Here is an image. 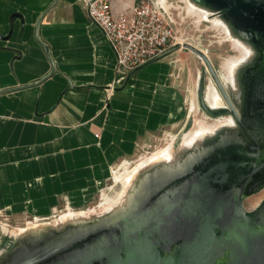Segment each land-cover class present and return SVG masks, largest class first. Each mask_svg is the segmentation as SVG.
<instances>
[{"label": "crops", "instance_id": "1", "mask_svg": "<svg viewBox=\"0 0 264 264\" xmlns=\"http://www.w3.org/2000/svg\"><path fill=\"white\" fill-rule=\"evenodd\" d=\"M54 1L0 0V90L26 86L0 94V215L12 219L82 208L121 161L190 117L188 52L123 76L84 0ZM138 1L110 0L114 12ZM161 1L175 23L184 18ZM47 53L56 70L27 86L49 72Z\"/></svg>", "mask_w": 264, "mask_h": 264}, {"label": "water", "instance_id": "2", "mask_svg": "<svg viewBox=\"0 0 264 264\" xmlns=\"http://www.w3.org/2000/svg\"><path fill=\"white\" fill-rule=\"evenodd\" d=\"M193 1L215 15L221 13L235 37L261 51L255 84L258 79L264 82V0ZM178 49L190 50L204 62L203 72L208 70L225 102L222 105L228 108L212 109L205 104L202 78L198 88L201 106L214 115L231 110L237 116L230 97L233 87L221 81L201 49L190 43L176 44L158 57ZM47 54L49 72L27 86L41 83L56 70ZM23 87L2 89L0 94ZM258 91L262 95L249 96L248 115L264 111V83ZM232 125H221L196 145L182 147L172 164L150 172L136 188H128L124 201L115 208L76 220L72 227L55 231L34 247L21 248L17 234L0 260L5 264H264V198L253 210L243 206L246 184L255 172L264 170V150H250L237 131L229 129ZM218 133L213 142L201 145ZM206 158L202 170L194 171L197 160ZM229 172L243 175L242 186L232 182L235 176L228 178ZM187 224H193V232L174 250H169L166 240L158 245L153 239L160 230L167 237V228ZM83 242L81 250L78 245Z\"/></svg>", "mask_w": 264, "mask_h": 264}, {"label": "rangeland", "instance_id": "3", "mask_svg": "<svg viewBox=\"0 0 264 264\" xmlns=\"http://www.w3.org/2000/svg\"><path fill=\"white\" fill-rule=\"evenodd\" d=\"M169 1L178 3L179 6H177L178 8L175 9L174 12L184 17L183 19H181L182 21L180 19H177L176 23L179 38L182 39L181 41L190 43L205 52L209 57L217 74L219 75L221 81L229 85V82L226 78V74L229 71V67H227V61L232 57H238L240 55V51L233 44V39L235 37L226 35V32L222 29V27L217 26L214 22H212V20L215 18L222 20L223 18L218 15L212 14L210 16L211 19L203 17V19L199 20L197 15L192 14L188 11L187 4L184 0ZM165 4L168 5L167 1H165ZM178 51L181 54L188 52L190 57H184V61L188 66L192 67V78L190 79L191 94L190 101L188 102L190 104H188V106H190L191 111L189 112L190 117L186 125L180 126L177 130L166 129L164 132H160V134H157V136L152 139V142L148 143V145L143 150H141L136 156L132 158V161L127 162L126 160L124 163H122L123 161H121L122 165L120 164V166L118 164L115 167L113 176L107 181L105 185L106 188H104L102 192H98L92 202L85 204L84 206H82V208H72L68 211L87 212L89 209L93 208L95 209V211L91 214H102L104 211H102L103 207H100V204L104 200V198H117L127 189V184L122 180H118L116 178V172L123 171L125 167H127L129 170L135 168L138 165L140 159L151 155L154 151L160 148L168 147L169 154L175 157L174 155H176V153L182 148L184 135L191 129L195 120H204L207 123H212L214 124V126H218L219 124H221L219 123V120H221V122L223 123L224 120L230 118L227 115L214 116L212 114H209L201 106L198 100V88L201 78L203 79V96H205V91L209 83L212 82L214 85L215 83L207 69H205V72H203V67L205 66L204 62L195 53L190 50L184 49H178ZM247 60L248 59H242L238 64H232V66H230L231 71L235 77L237 75V72L247 62ZM144 66H142L141 68H143ZM192 102L195 106L194 110L191 107ZM205 104H207L206 101ZM174 136H176V138ZM262 198H264V190L250 197L245 203L246 208H254ZM68 211L61 209L57 213H53L42 220H34L31 217L25 216L12 219L6 214L0 215V256L14 243L15 238L17 234H20L21 229L34 225H42L37 224L41 222L59 224V222L61 223L62 221L61 216ZM8 244L9 247L7 246Z\"/></svg>", "mask_w": 264, "mask_h": 264}, {"label": "built area", "instance_id": "4", "mask_svg": "<svg viewBox=\"0 0 264 264\" xmlns=\"http://www.w3.org/2000/svg\"><path fill=\"white\" fill-rule=\"evenodd\" d=\"M84 5L114 50L117 72L123 76L181 44L161 0H140L127 12H114L110 0H84Z\"/></svg>", "mask_w": 264, "mask_h": 264}, {"label": "bare ground", "instance_id": "5", "mask_svg": "<svg viewBox=\"0 0 264 264\" xmlns=\"http://www.w3.org/2000/svg\"><path fill=\"white\" fill-rule=\"evenodd\" d=\"M184 1L187 4L188 11L191 12L192 14L197 15L199 20L203 19V17L207 19H211L210 16L213 14V12L210 9L197 4L193 0H184ZM212 22H214L215 25L222 27V29L226 32V35L235 37L230 31L229 26L224 20L215 18L212 20ZM179 43H181L182 46L185 44V42L181 40L179 41ZM233 44L235 47L239 49L240 55L238 57H232L227 61V65H228L227 67H229V71L226 74V78L229 82L228 83L229 86L233 87V89L236 90L237 80H236V77L233 75L230 66H232V64H238L239 61L242 59H249L252 56L250 52V47L244 41L235 37L233 39ZM205 101L210 106V108H216L223 104L222 97L219 91L217 90L216 86L212 82H210L208 87L206 88ZM191 107L193 110L195 109L193 102L191 104ZM219 123L221 124H219L218 126H214V124L207 123L204 120H195L191 129L183 137V145H182L183 149H187V148H190L196 145L202 138L213 134L216 128H218L219 126L230 124V121L229 119H227V120H224V122L222 123L221 120H219ZM168 149L169 148L166 147V148H160L154 151L151 155L143 159H140L138 165L131 170L125 167L123 171L116 172L115 173L116 178L118 180H122L123 182H125L127 184V189L117 198L113 199V198L105 197L104 200L100 204V207H103L102 211L107 212L115 208L116 206L122 204L128 188H136L140 184V181H144L147 178V176L151 174L150 172H153L162 166H167L168 164L169 165L172 164L175 160V157L169 154ZM125 161L126 160H123L122 163H124ZM122 163L120 162L119 165L120 164L122 165ZM94 211L95 209L93 208L89 209L87 212L68 211L67 213L61 216L62 221L59 224H50L49 222H47L43 225H34L33 228L28 232H25L26 230L21 229L19 235L22 240L21 241L22 245L20 247L21 248H26L30 246L34 247L37 245V243L40 240L51 236L52 233H54L55 231H58L59 229H62L65 226L68 228L72 227L74 225L73 223H75L74 221L82 220L86 217L94 215V214H91ZM0 264H5V263L3 260H0Z\"/></svg>", "mask_w": 264, "mask_h": 264}, {"label": "flooded vegetation", "instance_id": "6", "mask_svg": "<svg viewBox=\"0 0 264 264\" xmlns=\"http://www.w3.org/2000/svg\"><path fill=\"white\" fill-rule=\"evenodd\" d=\"M218 16L221 17L223 15L220 13L218 14ZM250 52L252 57L248 59L247 62L237 72L236 75L237 88L236 90L232 89L233 95H230L237 116L231 110L216 115L209 112L208 113L214 116H222V115L229 116L230 123L234 125L231 126L232 131L233 130L237 131L236 132L237 135L242 138L244 144L248 146L250 150L255 152L256 149H258L259 152H262L264 150V117H263L264 111L259 109L258 116H252V114L248 115V110H247V105L249 106L250 104L249 96L252 94L256 98L257 96L262 95L261 93H259L258 89L263 85L264 82L258 79L257 83L255 84V79L257 75V66L260 62L259 60L261 57V51L254 44L251 43ZM260 107L261 106L259 107L257 106V108ZM217 108H228V107L226 105H221L219 107L212 109H217ZM219 133L216 134L211 139L204 140L201 145L205 146L208 145V143L213 142L215 139H217ZM207 159L209 158L197 160V163H195L196 165L193 166L194 171H201L202 170L201 168H203V161ZM235 173L236 172H229L228 178H232L233 176H235V179L232 180V182H235L234 184L242 186V182L240 181L243 175L241 174L236 175ZM262 190H264V170H259L258 172H255L253 174L252 179L246 184V188H245L246 195H244L243 198V206L246 210H253L258 206V204L261 202L263 198L252 209L246 208L245 203L250 197L259 193ZM166 230H167V237H164L163 233L160 230L153 237V239L158 245H162L163 241L166 240L168 242L169 250H174L177 248L181 240H183L186 236H189L193 232V224H187L183 226L177 225L174 227H169ZM83 244L85 245L84 242L80 243L78 245V248L83 250L84 249ZM7 246L9 247V244ZM94 264H98V263H94Z\"/></svg>", "mask_w": 264, "mask_h": 264}]
</instances>
